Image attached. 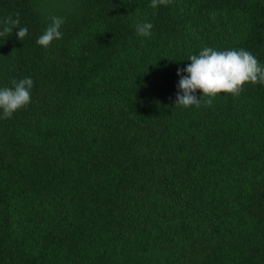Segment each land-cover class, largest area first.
I'll use <instances>...</instances> for the list:
<instances>
[{"label":"trees","instance_id":"16d2710c","mask_svg":"<svg viewBox=\"0 0 264 264\" xmlns=\"http://www.w3.org/2000/svg\"><path fill=\"white\" fill-rule=\"evenodd\" d=\"M150 3L0 0L28 30L0 37V88L33 81L0 118V264H264V84L175 107L204 47L264 66V0Z\"/></svg>","mask_w":264,"mask_h":264},{"label":"clouds","instance_id":"9594fccd","mask_svg":"<svg viewBox=\"0 0 264 264\" xmlns=\"http://www.w3.org/2000/svg\"><path fill=\"white\" fill-rule=\"evenodd\" d=\"M171 0H151L150 7L167 5ZM214 19V17H212ZM64 19L52 17L36 43L44 48L62 38L60 31ZM18 28V40H22L28 33L26 27L20 26L18 14L0 20V37L7 38L12 30ZM153 25L140 23L136 25V33L141 37H149ZM187 67L177 70L178 93L175 98V107L199 108L211 106L213 98L220 94L238 96L246 84H264V66L256 57L244 49L215 50L204 47L198 55L189 56ZM183 73V74H182ZM12 87L0 88V118L10 119L15 112L31 102L33 81L24 78L13 80ZM200 95L197 96L196 93Z\"/></svg>","mask_w":264,"mask_h":264}]
</instances>
